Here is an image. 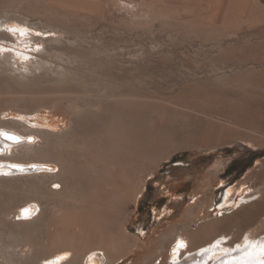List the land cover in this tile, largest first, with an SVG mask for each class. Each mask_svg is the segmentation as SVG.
Returning a JSON list of instances; mask_svg holds the SVG:
<instances>
[{
	"label": "rangeland",
	"instance_id": "obj_1",
	"mask_svg": "<svg viewBox=\"0 0 264 264\" xmlns=\"http://www.w3.org/2000/svg\"><path fill=\"white\" fill-rule=\"evenodd\" d=\"M0 49V120L54 129L17 135L62 162L0 171L17 175L0 179V264L100 247L88 263L170 264L183 234L195 248L226 232L195 260L219 264L264 238V0H0ZM28 198L40 217L17 208Z\"/></svg>",
	"mask_w": 264,
	"mask_h": 264
},
{
	"label": "bare ground",
	"instance_id": "obj_2",
	"mask_svg": "<svg viewBox=\"0 0 264 264\" xmlns=\"http://www.w3.org/2000/svg\"><path fill=\"white\" fill-rule=\"evenodd\" d=\"M129 99V98H128ZM116 100H118L119 102H125L126 100H127V95L126 94H118V96L116 97ZM166 101V100H165ZM171 102V101H170ZM176 103V102H175ZM177 105H180L181 107H183V109L185 108V109H188V110H190V111H199L200 112V110H199V108H196L195 106H191L190 104H182V103H180L179 104V102L178 103H176ZM172 104H170V106H171ZM211 115L212 116H215V117H218V118H220L219 117V115H217V114H214V113H211ZM48 122H47V125H51L50 127H52V125H54V126H56V125H58L59 124V122L61 121V119H59V118H55L54 119V115L52 116V117H50L48 120H47ZM19 125L21 126V125H23L20 121H16V120H0V160H4V161H7V162H0V165H4V164H7V165H10V166H14L15 167V169H12V168H7V169H4V168H0V171H4V170H6V171H8V172H16V173H18V172H21L22 170H37L38 169V167H26V169H24L25 167L24 166H21V165H19V163L17 164V163H13V162H8V161H17V162H27V161H34V160H44V161H47V162H54V163H56V164H58V166H59V172L58 173H56V174H54V176L56 175H60L61 174V171H62V168H61V161H58V160H56V159H53V158H50V157H43V155L42 154H40V153H38L37 152V150H35V143H33L31 140H27V139H22L21 140V138L19 137L20 136V134L19 135H17V130H19V131H21L23 134H35V135H39V136H47V135H50V134H52V132H54L55 133V130L54 129H48V130H46V129H44V128H36V129H34V128H32V127H29V126H25V125H23L22 126V128H23V130H21V129H19L20 127H19ZM25 126V127H24ZM2 127H6V128H15L14 130H16V133L14 132V133H9L7 130H5V128L3 129ZM19 127V128H18ZM26 130V131H25ZM49 130H50V132H49ZM12 132V131H11ZM10 137H14L15 139H11ZM50 137V136H49ZM32 140H33V138H31ZM35 141V140H34ZM82 142V141H81ZM6 150V151H5ZM21 150H25V152H28V154L29 153H31L32 155L30 156V155H21V153H20V151ZM43 152V151H42ZM54 154V153H53ZM25 165V164H24ZM22 173V172H21ZM52 175H53V173H52ZM8 176V175H7ZM0 176V179H10L11 177L13 178H17L16 176H14V175H11V176ZM37 176V175H36ZM58 177V176H57ZM13 178V179H14ZM26 178V177H25ZM63 178V177H62ZM54 179V178H53ZM52 179V180H53ZM50 180V179H49ZM6 181H8V180H6ZM57 181H52L51 182V185L53 184V183H56ZM66 186V185H65ZM64 186V187H65ZM51 190L53 191V193H55V191H57L58 189H53L52 187H51ZM60 190V189H59ZM62 191V190H61ZM228 191H230V190H228ZM57 193V192H56ZM55 193V194H56ZM62 193V192H61ZM60 193V194H61ZM63 195V194H62ZM222 195H223V192H222ZM222 195H219L220 197H218V202L220 201L219 200V198H221V196ZM35 201H37L38 203V206H39V208H40V212L38 213V216H39V214L41 213V212H43V207H42V204H41V202H40V199H36V198H28L24 203H21V205H19V206H17V208L18 209H20V210H22L23 211V209H28V210H26V212L25 213H27V212H29V215H34V207H35ZM28 203H30L27 207H23L24 205H26V204H28ZM44 204V203H43ZM219 204V203H218ZM44 206V205H43ZM94 208V207H93ZM15 210V213L13 214L14 215V217H15V215L18 213V211L19 210ZM36 211H39V209H37ZM8 212V211H7ZM6 212V213H7ZM2 213V212H1ZM23 213V212H22ZM36 213V212H35ZM3 214V213H2ZM8 214V213H7ZM9 214H12V213H9ZM1 215V214H0ZM23 215V214H22ZM244 215V216H243ZM242 216V219H240L239 218V221H241L243 224H245V225H247L248 224V222H250L251 221V219H252V217H253V213H251V212H249V213H244ZM3 216V215H2ZM217 217H218V215H216ZM222 216H224V215H222ZM34 217V216H33ZM36 217V216H35ZM40 217V216H39ZM241 217V216H240ZM16 218V217H15ZM96 219V218H95ZM95 219H93L94 221H95ZM97 220V219H96ZM24 220H22V221H20V222H23ZM217 221H221V218H219L218 217V220ZM8 222V221H7ZM97 222V221H96ZM12 223V222H11ZM28 224V223H27ZM25 226V225H24ZM21 227H22V225H21ZM95 227V226H94ZM24 231V230H23ZM223 235H229V234H227L226 232L225 233H219V234H215L214 235V237H212L208 242H206V243H203V244H201V245H199V246H197V247H195V248H192L191 247V242H190V238H189V236H188V234H183L182 236H181V240L180 241H184L185 242V244L188 246V243H190V246L187 248V252L188 251H193L192 253H190V255H187V256H190V258L188 259V260H185V259H183L182 261H178V264H195V260L196 259H203L204 258V256H202L201 254H200V252H195L194 250H196V249H198V248H200V247H204V248H207L206 246L209 244V246H210V244L212 243V241L214 240V239H216L217 237H222ZM112 236V235H111ZM111 236H109L108 237V239H107V241H105V243H106V246H107V248L108 247H112L113 245H116V243L114 242V239H113V237H111ZM111 237V238H110ZM28 238V237H27ZM33 238V237H32ZM29 239V238H28ZM218 239V238H217ZM85 242V241H84ZM96 244V243H95ZM231 244H233L232 242H231ZM4 248V247H3ZM101 248V247H100ZM100 248H97V249H95V248H92V249H89L88 251H87V253L85 254V256H84V258H83V261L82 262H80L81 264H95V260H94V258L92 257V255H91V257H90V263H88L87 261L89 260L88 258V254L90 253L91 254V252H92V254H93V252H95V250H98V249H100ZM107 248H105L104 247V249H107ZM203 248V249H204ZM12 251V250H11ZM108 252V253H107ZM186 251H181V249H180V251H179V255L176 257V259L178 260V258H183V256L185 255V253H187ZM74 253L72 252V250L71 249H59L58 251H56L55 253H53V254H51V255H49L47 258H45V260H43L42 262H41V264H49V262H52V261H56V264H70V262H71V260L73 259V255ZM105 254H106V261L104 262V264H115L118 260H120L121 258H123V255L122 254H120V255H118V257L117 258H113V256H111V254H110V252H109V250L107 249L106 250V252H105ZM14 255V254H13ZM236 255H238V253H236V254H234L232 257H235ZM9 256V255H8ZM7 256V257H8ZM172 256V255H171ZM186 256V255H185ZM222 256V255H221ZM6 257V256H5ZM58 258H60V259H58ZM93 258V259H92ZM172 258H173V256H172ZM96 259V258H95ZM92 260V261H91ZM44 262V263H43ZM19 263V262H18ZM25 263V262H24ZM170 264H172V262H169ZM196 264H199V261L196 263ZM220 264V263H219Z\"/></svg>",
	"mask_w": 264,
	"mask_h": 264
},
{
	"label": "snow or ice",
	"instance_id": "obj_3",
	"mask_svg": "<svg viewBox=\"0 0 264 264\" xmlns=\"http://www.w3.org/2000/svg\"><path fill=\"white\" fill-rule=\"evenodd\" d=\"M4 30L13 35L18 33L21 37L30 33V29L20 25H6L4 26ZM35 35L40 36L41 33H35ZM10 138L15 139L14 137ZM224 242V238L218 239L208 248L201 249L200 254L204 257H208L209 254H214L217 248ZM186 247L187 245L184 241L177 242L176 246L172 250V264H178L176 257L179 255L180 249ZM222 251L227 257H232V253L234 252L240 253V255L227 260L221 259L220 264H264V238L260 240H249L247 237H245L244 243L242 245L238 243L234 248H226L222 249ZM49 264H56V261L49 262ZM204 264H207V259H205Z\"/></svg>",
	"mask_w": 264,
	"mask_h": 264
},
{
	"label": "water",
	"instance_id": "obj_4",
	"mask_svg": "<svg viewBox=\"0 0 264 264\" xmlns=\"http://www.w3.org/2000/svg\"><path fill=\"white\" fill-rule=\"evenodd\" d=\"M132 230H134V228H131Z\"/></svg>",
	"mask_w": 264,
	"mask_h": 264
}]
</instances>
